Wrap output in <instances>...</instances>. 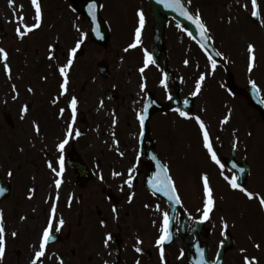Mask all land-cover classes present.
Wrapping results in <instances>:
<instances>
[{"label": "flooded vegetation", "instance_id": "flooded-vegetation-1", "mask_svg": "<svg viewBox=\"0 0 264 264\" xmlns=\"http://www.w3.org/2000/svg\"><path fill=\"white\" fill-rule=\"evenodd\" d=\"M92 2L41 0V27L21 39L16 32L17 27L23 30L24 25L31 26L36 22L32 0H14L11 6L9 0H0V48L8 52L6 63L11 69L9 77L4 68L5 61L0 56L4 83L8 85L10 94L15 92L22 101L21 108L2 111V114H9L11 123H5L6 137L7 141L20 147L24 159L31 166V184L26 187L27 191L36 195L38 188H42L43 199L38 203L42 207L40 217L46 214L48 223L55 203L57 211L53 228L60 218L65 221L61 231L53 230L60 239L55 245H67L68 253H61L66 255L67 264H136L137 261L140 264H198V249H202L203 243L207 264H217V261L219 264H244L246 254L241 249L246 248L237 245L233 231L235 228L244 230L246 219L243 213L240 216L237 213L229 215L231 222L226 219L228 210L233 213L229 201L234 192L224 178L226 175L220 173L209 178L213 193L219 192L221 199H214L208 220L200 219L204 200L198 201V195L191 194L193 191L203 193L202 177L196 180L195 189L189 188L183 179L186 136H189L188 132H191L190 137L198 136V123L193 117H201L203 110L198 109L197 95L194 96V112L188 118L181 117L169 96H177L183 101L195 91L198 44L184 31V25L167 18L164 25L166 52L155 64H149L142 76L139 69L144 64L145 50L151 53L154 44L155 25L149 3L146 0H95L96 18L93 20L89 12ZM138 10L145 15L141 44L126 52L128 45L135 40ZM20 16H23L22 21L18 19ZM178 24L181 27H177ZM105 25L108 38L106 45H100L91 39V30L93 27L97 35L103 36ZM82 33L85 34L84 42L69 69L68 92L60 95L63 78L59 68L67 63L69 50L75 47ZM101 52L105 55L98 58L97 54ZM50 55L52 59H49ZM185 60L189 63L185 64ZM99 64L107 70L108 78L98 74L96 67ZM92 67L95 75H92ZM125 70L126 73L123 72ZM165 77L167 87L161 84ZM234 80L229 88L230 94L244 99L241 93L244 83L237 78ZM42 83L49 89L51 84L53 91L39 97L35 87ZM141 83L146 85L143 90ZM13 85L16 86L15 91ZM29 88L33 91L30 92ZM91 89L100 90L104 99L96 92L92 93ZM108 91H111L110 95L106 93ZM73 96L78 99L76 120L73 135L63 152L64 172L59 177L62 184L57 189L55 180L58 177L48 164L51 162L59 171L61 153L57 145L65 138L68 124L72 121L69 102ZM110 96H116V99ZM57 97L59 99L54 104L52 101ZM148 103L152 109L142 128L138 116L144 113ZM25 105L29 106V111L23 114L22 119L21 110ZM60 109L65 110L63 115ZM113 120H116L115 124ZM34 121L39 125V133L33 127ZM76 130H79V136L75 135ZM143 131L145 134H141ZM148 147L156 153L158 161L169 166V175L181 200L177 207L153 195L147 187L154 173ZM224 152L219 157L220 164L214 162L220 170L226 158L238 160L236 148L226 145ZM138 154L140 159L137 162ZM66 160L77 163L83 178L79 183H75L74 167ZM134 164L133 186L129 189L124 182L128 179V169ZM114 172L121 175L114 176ZM132 193L134 196L129 202L128 197ZM63 195L67 198L64 199ZM69 197H72L71 206ZM114 206L116 212H113ZM217 209L218 216L215 213ZM163 212H169L171 217L173 238L165 242V258L161 261L156 240L160 235ZM225 223L227 228L223 227ZM230 225L235 228H230ZM226 232L232 234L234 247L224 256H217ZM109 234L112 238L105 245ZM138 238L141 244L137 243ZM137 247L142 250L137 252ZM232 252H237V255ZM255 257L260 259V256Z\"/></svg>", "mask_w": 264, "mask_h": 264}, {"label": "rangeland", "instance_id": "rangeland-1", "mask_svg": "<svg viewBox=\"0 0 264 264\" xmlns=\"http://www.w3.org/2000/svg\"><path fill=\"white\" fill-rule=\"evenodd\" d=\"M185 1L195 12L199 10L201 18L209 28L208 34L211 36L214 46L224 56V61L229 65L228 69L235 78L246 83L250 80L255 81L264 100V23H262L264 21V0H257L260 13L258 23L251 22L249 19L251 14L250 0H190V3L188 0ZM249 43L255 46L256 61L252 72L248 71L249 53L247 48ZM104 55L101 52L97 54V57ZM113 56L112 54V58ZM91 71L92 75L96 74L94 67L91 68ZM123 72L126 73V70ZM201 74L205 75V81L198 94V109L203 110L205 124H209L211 127L215 126L216 121L229 115L231 110L229 122L221 127V130L228 131L227 133L215 132L214 127V131L208 129L214 150L219 157L218 149L225 140L234 137L227 142V146L229 143L231 145V142L241 141L240 158L249 167L247 189L264 196L263 120L261 121L258 118L259 114L249 108L243 100L226 97L222 89L227 87L228 76L226 72L223 70L221 73L215 71L209 60L198 49V79ZM4 82L3 66L0 64V176L3 181L9 178L11 183L10 196L0 202V210L3 212L6 228V254L0 260V264H31L35 251L39 247L41 231L47 226L44 225L47 223L45 221L47 217L45 218L46 214L43 218L40 217L42 207L38 203L43 199L42 188H38L36 195L30 194L26 188L28 184H31L29 162L24 159L19 146H15L10 140L7 141V130L3 122L2 111L21 108L22 101L19 96L15 95V92L10 94L8 85ZM156 83L157 79L155 80ZM49 86L50 89L45 83L36 86V94L39 97H44L50 90L53 91L51 84ZM78 88L79 84L76 86L77 91ZM91 92H96L104 99L100 90L91 89ZM14 96L15 99H13ZM190 133L188 132L189 136H186L184 144L183 156L185 160L182 170L183 179L186 180L189 188L195 189L194 185L198 177L207 174L209 178H215L217 175H221L222 171L219 166H216L204 147L203 135L199 125L198 136L190 137ZM9 168L13 172L12 176L8 175ZM191 194L193 196L198 195V201L204 200V193L193 191ZM213 195L215 200L221 198L219 192L214 191ZM241 195L235 191L233 197L230 196L229 207H232L233 213L228 210L226 219L231 222L229 215L234 216V214L239 213L238 216H240V212H244L245 229L238 230L231 225L230 228H235V231L233 229L232 231L235 234L237 245L241 248L243 246L247 248L246 252L249 257L260 256V259H257V264H264V207L260 206L258 198L249 199L244 193ZM63 196L64 199L67 198L65 195ZM220 211L224 212L223 210ZM218 212L217 209L216 216H218ZM238 220L242 221V219ZM14 231L17 233L15 237L11 235ZM256 244H259L260 247H255ZM60 253H68L66 244L47 247L45 257L41 258L42 262L54 264L55 256H61ZM49 259L51 261H47ZM63 259L65 260L63 261L64 264H67L66 255Z\"/></svg>", "mask_w": 264, "mask_h": 264}, {"label": "snow or ice", "instance_id": "snow-or-ice-1", "mask_svg": "<svg viewBox=\"0 0 264 264\" xmlns=\"http://www.w3.org/2000/svg\"><path fill=\"white\" fill-rule=\"evenodd\" d=\"M188 2L190 3V0H188ZM160 3H162L164 5V7L169 8V9H174L175 11H177L181 16L185 17L187 20L193 22L197 29L199 30L200 36H201V42H200V46L202 48L206 49V43L207 41L211 40V36L208 34L209 33V28L208 26L205 24V22L203 21V19L201 18V14L199 12V10H197L195 13L191 12L187 7H185L184 3L181 2V0H160ZM9 4L10 6L14 4V0H9ZM32 4L35 8V23L32 24L31 26L28 25H24L23 30L20 26L17 27L16 32L17 35L23 39L28 33L32 32L34 29H39L42 25V8H41V0H32ZM102 7V5H101ZM252 11H251V15L253 17L258 15L257 12V8H258V4H257V0H252ZM96 4H95V0H93V2L89 5V12L93 18V20H95L96 18ZM137 16L139 18L138 21V26L135 29V40L133 43L129 44L128 47L125 49V51L127 52L129 49H134L136 48L138 45L141 44V34H142V30L144 28L145 25V15L144 12L142 10H138L137 12ZM19 20H23V16L18 17ZM262 23H264V21H262ZM177 27H181V25H177ZM98 30V29H97ZM184 31L188 32V29L185 28ZM188 34L191 36L192 33L188 32ZM85 34H81V39L76 41L75 47L71 48L69 50V54H68V59H67V63L65 65L60 66L59 68V72L63 78L62 83L60 84V95H64L68 92V84H69V69L71 68V66L73 65V60L76 56V53L78 51V49L81 47V45L84 42V37ZM248 53H249V62H248V71L252 72L255 66V61H256V56H255V46L251 43L248 44ZM217 56L222 55L220 52L216 53ZM0 56L3 57L5 64H4V68L5 71L9 74V77L11 76V69L9 67V65L6 63V61L8 60V52L4 49V48H0ZM49 59H52V56H49ZM210 61H211V66L213 69L216 68V60L212 59L211 57H209ZM156 61L153 59L152 54L150 52H148L147 50H145V60H144V64L143 66L139 69V72L142 74L145 72V69L149 66V64H155ZM185 64H188L189 61L185 60L184 61ZM205 81V75L201 74L199 76V79L196 81V85H195V91H193L191 93L192 96H197L200 91H201V87L203 82ZM250 84L252 85L253 88H256V82L255 81H249ZM161 84H163L165 87H167L166 84V77L165 79L161 80ZM146 87V85L144 83H141L140 88L143 90ZM13 91L16 90V86L13 85L12 86ZM29 91H33V89L29 88ZM257 91H259V89H257ZM16 97L14 96L13 99H15ZM172 97L169 96V99H171ZM59 99V97H57L56 99H54L52 102L55 104L57 102V100ZM262 103H264V101H261ZM185 103H187V101H185ZM77 105H78V99L76 96H73L69 102V107L72 110V121L68 124L67 127V131L65 133V138L63 140L60 141V143L57 145V148L59 149L61 155L59 157V171H57L56 168L53 167L52 163L49 162L48 167L50 169H52V171L54 173H56V176L58 177L55 180V185L56 188L59 189L61 184H62V179L59 178L62 176L63 172H64V156H63V152L65 149V146L69 143V138L72 137L73 135V124L75 123L76 120V113H77ZM29 111V106L25 105L21 112H22V116L21 118L23 119L24 113H27ZM64 109H60V114L63 115L64 113ZM176 111L179 113V115L181 117H189V113L186 111H181L179 108L176 109ZM147 115V107L145 108L144 113L139 114L138 118L141 124V127L143 128V124H144V120L146 118ZM230 115H231V110L229 112V115H226L223 120L221 121V124H227L230 120ZM196 122L199 125V128L202 132L203 135V144L204 147L207 149L208 153L211 156V159L216 163V164H220V158L217 155V152L214 150L213 148V144H212V140L210 138L209 135V130L204 122V120L199 116L196 115L195 117H193ZM116 123V120H113V124ZM33 127L35 128V131L37 133H39L40 129H39V125L34 121L33 122ZM142 134V133H141ZM75 135L79 136L80 132L79 130L75 131ZM249 135H251V133H249ZM238 146V141L234 142L232 147L233 149H235ZM121 156L124 155V153H120ZM153 160H156V157L153 156L152 157ZM140 159V155L138 154L136 157L137 162ZM156 167H157V171L153 173L152 178L149 180V185L151 187V189L153 190V195H155L156 193H162L165 197H167L170 201H174L175 204H180L181 200L180 197L177 193V187L175 182L173 181L171 175H169V166L167 164H163L160 161L156 162ZM136 168V164H134L131 168L128 169V179L124 182L129 189L132 188L133 186V180H134V176L133 173L135 171ZM221 168H223V165H221ZM244 169L241 168L240 172H243ZM9 176L13 175L12 170H9L8 172ZM114 176H120L121 173L119 172H114L113 173ZM225 180L228 181V183L230 184L231 188L233 189H237L240 192L244 193L249 199H254V198H258L259 199V204L261 207H264V196H260L259 194L253 193L252 191L248 190L246 187H243L241 183L238 182V176L236 175H232V176H225L224 177ZM101 179H103V177L101 176ZM202 181H203V193H204V202H203V212H202V216L200 217L201 220H208L210 217V214L214 208V195H213V189L210 186V182H209V177L207 174H204L202 176ZM6 191L5 188L0 187V195H3L4 192ZM134 193L130 194L128 199L129 202H131V200L133 199ZM31 198V196H30ZM57 199H59V194L57 193ZM71 201H72V197H69V206H71ZM147 207V205H146ZM157 210L159 211V206H157ZM56 211H57V207L56 204L53 203L52 208H51V212L49 215V219H48V223L47 226L44 227L43 231H42V235L40 238V242H39V247L38 250L35 251V255L31 260V264H43L42 259L43 257H45L46 255V248L49 244L50 241L54 240L55 237L53 235V222L56 219ZM117 209L114 206L113 207V212H116ZM162 227L160 229V235L158 236L157 240H156V244L159 247V252H160V258L161 261H164L165 258V249H164V244L166 241H170L172 240V233L170 231V226H171V217L169 215V212H163L162 213ZM22 219H24L22 217ZM65 221L63 218H60L56 224L55 227V231L59 232L61 231L62 226L64 225ZM101 223L103 224L104 222L101 221ZM155 223V222H154ZM224 228H227L228 225L227 223H225L223 225ZM11 235L13 237L17 236V233L14 231L11 233ZM111 235H107L104 243L105 245H107L108 241L111 240ZM137 243L141 244L142 241L139 240V238L137 239ZM223 243V241L221 242ZM255 247L259 248L260 245L256 244ZM142 249L140 247L136 248L137 252H140ZM198 251L200 252V260L198 261V264H207V262L204 259V250L203 249H198ZM242 252H244V249H241ZM6 254V228H5V224H4V217H3V212L2 210H0V260H2L4 258ZM183 255V253H181ZM60 264H63V261L61 260ZM136 264H140L139 261L136 262ZM217 264H219V261H217ZM244 264H257V258L256 257H249L248 255L244 256Z\"/></svg>", "mask_w": 264, "mask_h": 264}, {"label": "water", "instance_id": "water-1", "mask_svg": "<svg viewBox=\"0 0 264 264\" xmlns=\"http://www.w3.org/2000/svg\"><path fill=\"white\" fill-rule=\"evenodd\" d=\"M149 1L151 3V6H152V14L154 16L155 23H156L155 32H156L157 38L156 37L155 38H156V40L157 39L159 40V43L157 42L155 45L154 54L158 53L160 51V49L162 48V46H161L162 27H163L164 19L166 18V16H169V15L175 17L176 19H178L181 22L186 23L189 27L190 32L192 33V36L194 38H196L198 40V43L200 44L201 36H200L199 30L197 29L196 25L193 22H191V21L187 20L185 17L181 16L174 9H169V8L164 7V5L162 3H160V0H149ZM181 2L184 3L183 0H181ZM185 7H187V6L185 5ZM257 17L258 16H255L253 18L255 19ZM203 49L212 59L216 60V62H220L222 60L221 56L216 55L217 52L213 48L211 40L207 41L206 49L205 48H203ZM245 94L247 96L248 102L252 106L256 107L257 109H259L260 111H262L264 113V105L260 101V98H259V95H258L256 89L250 87L249 90L245 91ZM0 187H3L6 189L4 194L0 195V200H1V199L5 198L6 196H8L9 186H8V184L2 185L0 183ZM229 240L230 239L228 238V243H229ZM228 247H229V244L226 247L224 246L223 250L221 251V256L223 254V251L226 250Z\"/></svg>", "mask_w": 264, "mask_h": 264}]
</instances>
